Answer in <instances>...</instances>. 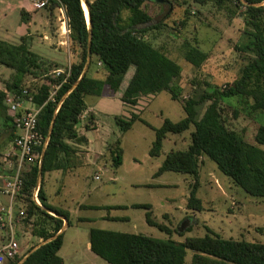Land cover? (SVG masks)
Instances as JSON below:
<instances>
[{"label":"trees","instance_id":"trees-1","mask_svg":"<svg viewBox=\"0 0 264 264\" xmlns=\"http://www.w3.org/2000/svg\"><path fill=\"white\" fill-rule=\"evenodd\" d=\"M60 1L65 5L69 19L71 50L78 54L76 62L70 68L64 66L69 76L66 73L60 77L54 76V79L48 78V74L61 65L32 51L28 37L22 38L21 44L0 40V64L15 71L12 80L4 83L5 90L16 94L25 88L29 91L34 104L41 107L38 131L44 140L49 138L42 180L39 182L40 160L33 165H26L21 174L22 189L16 211L17 218L19 211L25 210L23 221L32 225V236L42 242L58 235L63 229L65 222L62 217L70 226L69 213L48 203L45 176L53 172L66 174L85 166L89 142L81 133L80 124L81 116L88 110L86 97H101L107 91L109 95H119L124 104L136 107L141 98L157 95L162 91L168 92L172 100L180 102L184 92L179 85L181 66L146 39L152 30L164 26V22L153 24V16L145 10L147 0H86L91 29L82 0ZM166 1L167 4H159L173 7L177 2L178 6L186 7L184 19L180 22L183 27L192 17V5L204 6L208 3V0H184L181 5L179 0ZM214 3L219 8H244L242 13L251 27L245 31L244 42L238 47L241 53L250 56L240 77L224 89L208 90L199 98L186 99L183 106L186 117L179 122L165 119L160 128H154L137 114L126 119H115L123 134L138 121L153 128L155 140L149 152L151 157L161 155L163 142L169 134L182 135L194 128L190 146L167 155L154 176L173 172L193 177L195 183L191 187L188 209L198 211L202 210V202L197 197V182L202 158L205 156L214 161L220 171L248 195L264 198V126L257 128L254 142L247 143L235 130L228 128L221 109L222 102L237 98L248 105L254 115L264 113V0H214ZM57 6L58 3L51 0L47 8L53 18L58 15ZM24 15L22 12V22L27 23ZM89 52L92 56L88 71L92 66L100 65L108 72L105 79L92 78L87 71L80 80ZM207 59L208 55L197 47H190L185 54V60L197 68ZM131 68H134L132 77L125 82ZM27 77H46L48 79L45 82L49 84L44 82L39 87H26ZM55 85H60L56 100L50 101L49 96ZM5 97L6 93L0 91V118L4 120L9 139L13 142L15 127L4 104ZM196 106H201L203 110L198 118ZM53 122V130L50 132ZM84 123L83 129H94V114L90 113L88 121ZM114 144L117 150L112 148L113 145L110 146L109 154L98 158L99 162L110 155L113 166L123 163L119 150L120 140ZM43 150V147L38 148L40 155ZM37 186L42 207L33 200ZM133 207L151 209L150 205ZM86 208L97 210L101 207ZM17 220L15 219L16 224ZM147 222L170 237L173 233L184 236L192 230L190 227L186 232L173 231L168 226L155 222L151 212L147 214ZM63 236L64 232L41 246L23 264H65L59 255ZM89 243L91 252L108 264H186L188 251L193 252L192 264H264V244L225 239L210 229H207L205 237L188 238L184 242L161 241L140 234L91 229ZM25 256L20 254L9 264H19Z\"/></svg>","mask_w":264,"mask_h":264},{"label":"rangeland","instance_id":"rangeland-1","mask_svg":"<svg viewBox=\"0 0 264 264\" xmlns=\"http://www.w3.org/2000/svg\"><path fill=\"white\" fill-rule=\"evenodd\" d=\"M183 2L184 0H179L181 5ZM176 4L170 9V6L164 7L162 4L147 0L145 10L153 16L155 20L153 24L164 22V26L152 30L146 39L181 66L182 76L179 85L184 89L183 100L174 101L168 92L162 91L157 95L141 98L138 105L132 107L124 104L119 95H109L107 91L101 97H86L88 109L96 106L101 100L115 103L109 113L114 110L119 113L118 116L101 114L103 117L100 131L91 133L90 137L98 140V146L106 147L113 144L111 145L113 149L116 147L114 143L120 140L119 150L123 163L120 166H113L110 155L106 160H101L100 164L89 158L87 165L73 174L65 176L62 172H53L45 176L48 203L69 213L70 226L66 225L63 246L59 252L65 264H108L90 250L91 229L140 234L173 242L205 237L207 229H210L225 239L264 244V198L248 195L224 175L210 158L206 156L202 158L203 163L197 182V197L202 202L201 211L188 209L191 187L195 183L193 177L173 172H166L159 177L154 176L167 155L190 146L194 128L182 135L169 134L163 142L161 155L151 157L149 152L155 140V131L151 127L160 128L165 119L173 122L184 119L186 113L183 106L186 99L199 98L205 91L224 89L233 84L250 60V56L238 50L244 42L245 31L251 29L242 13L244 8L233 6L219 8L214 0H208L204 6H191L192 17L183 27L180 22L184 19L186 7L178 6L177 2ZM3 8L2 6L1 9ZM4 13H0V40L21 44L22 38L26 36L20 34L23 31L20 11L10 14L8 18H4ZM46 19V17L44 20L41 19V25L33 29L31 27L34 34L33 42L29 39L31 50L59 63L61 67L57 70H65L64 66L74 63L73 61L68 63L65 51L66 48L70 50L71 45L69 48L62 46L65 49L63 51H55L50 42L41 39L42 34H51L49 28H45L48 20ZM58 36L61 34L58 33ZM49 38L52 42V36ZM190 47H197L208 55V59L200 68L185 60V54ZM55 71L48 74V78L57 77ZM133 72L134 68H131L125 82L132 77ZM14 74L13 69L0 64V84L4 85L5 82L11 81ZM107 74L108 72L100 65L92 66L89 72L90 77L98 79H105ZM48 78L27 77L25 85L39 87ZM53 91L55 89L51 90ZM121 102L125 107H122ZM109 105L111 106V103ZM25 107L31 105L26 103ZM221 109L228 128L235 130L247 143H253L257 128L264 126V113L254 115L250 112L249 106L237 98L222 102ZM201 111L202 107L196 106V118L200 116ZM132 114L140 116L151 127L138 121L127 133H121L116 117L126 119ZM89 115L84 113L81 116L80 129H83ZM0 128L2 131L0 138L7 136L10 143L12 140L9 139L4 120L1 118ZM104 151L106 155L109 154L108 149V152ZM96 176H99V179H96ZM2 185L3 178H0V205L7 207L9 200L1 193ZM84 204H96L101 208L88 211L84 209L86 207ZM134 205H150L151 209L135 208ZM16 207L17 205L14 208ZM148 212H151L155 222L164 224L173 231H179L185 223L186 230L190 227L192 230L184 236L173 233L170 237L149 225ZM81 218L86 220L79 221ZM16 219L18 220L14 230L21 254L25 256L42 241L32 236V225L26 224L18 215ZM6 233L0 226V244ZM192 257L193 252L188 251L186 264H192Z\"/></svg>","mask_w":264,"mask_h":264},{"label":"built area","instance_id":"built-area-1","mask_svg":"<svg viewBox=\"0 0 264 264\" xmlns=\"http://www.w3.org/2000/svg\"><path fill=\"white\" fill-rule=\"evenodd\" d=\"M34 9H47L51 0H29ZM58 3V21L60 23L62 35L69 40L71 30L65 5L60 0H54ZM70 68V67H69ZM66 70H56L57 77L65 75ZM68 74V73H67ZM69 76V74H68ZM60 85L55 87V91L50 93L49 100L55 101L57 90ZM6 97L4 104L8 115L12 118L14 124L15 139L12 142L10 153L6 156V163L9 165V174L3 178L2 193L8 198L7 207L0 205V226L6 230V237L0 244V264H9L12 260L21 254L20 246L17 241V235L14 230L16 211L18 206V196L22 189L21 174L26 165H33L41 159L38 148H45L47 140L38 131V119L41 107L34 104L33 97L25 88L21 93L16 94L5 91ZM31 107H25V104ZM99 179V176H96ZM39 187L34 191L33 200L39 206L41 203L38 198ZM20 218L26 216L25 210H20Z\"/></svg>","mask_w":264,"mask_h":264},{"label":"crops","instance_id":"crops-1","mask_svg":"<svg viewBox=\"0 0 264 264\" xmlns=\"http://www.w3.org/2000/svg\"><path fill=\"white\" fill-rule=\"evenodd\" d=\"M2 6L4 7L3 9H1ZM3 10L6 11L8 14L4 13ZM17 11H20V13L24 12L25 13L24 18L26 20H28L27 23H23L22 22V18H21V23L23 25L22 26V30L23 31L20 34H22L23 36H26V38L28 37L30 39V42H31V39H32V42L34 40V34L31 32V27L33 29L36 26L41 25V19L44 20L45 17H46L48 20L46 19L47 20L46 21L47 22V26L45 25V28L48 27L49 31L51 32V34L50 35L42 34L41 39L43 41H45V42L46 41L50 42L52 48L55 51H63V50H65L62 46H66V47L68 46V48H69V45H71V42L69 40H67V38L65 36L62 35L60 23L58 21V15H57V17L53 18V17H51L50 11L48 9L34 10L32 4L30 3L29 0H0V13H4L5 14L4 18H8V16H10V14H12L14 12H17ZM39 15H41L42 18ZM58 33H60L61 36H58ZM50 36H52V38H51V39H53L52 42L49 41L50 40V38H49ZM54 39H58V41L56 40V42H55ZM65 51H66V53L68 55V60H69L68 63H70V61L76 62L78 54L76 52L72 51L71 49L69 50L67 48H66ZM72 59H74V60H72ZM51 60H53V59H51ZM53 61H55V60H53ZM68 65L70 66L71 63L68 64ZM0 91H3V92L6 91L5 90V85L0 84ZM109 103H111V106L109 105ZM114 104H115L114 102H111V101H108V100H101L96 106L88 109L85 112V114H87V113L94 114L95 125H96L94 129H90V130L81 129V133L83 135H85V137L88 139V142H89V145H88V147L86 149V151H87L86 165H87V163L89 161V158L90 159L93 158L94 161L97 162V164H100L99 161H97L98 158L104 156L106 154V152L104 150L107 151V149L111 145H113V144H108L106 147H104L103 145H99L98 146L97 145L98 144V142H97L98 140L97 139L93 140L90 137V134L91 133H98L100 131V125H101L102 117H103V116H101V114H104V113H105V115H111V114L114 115L115 114L114 116H118L119 113H116V111H114V110H113V112L109 113L110 112L109 110H111V108L114 107ZM123 106L124 105L122 103V107ZM4 127H5V125H4ZM5 129H6V127H5ZM1 134H2V131H1V128H0V136H1ZM7 138H8L7 136H3L2 138H0V155L2 157V163H0V178H4L5 176H7L9 174V165L6 163V156L11 151L12 141L11 142L9 141L10 143H8ZM78 169H76V170H78ZM76 170H74L72 172H69V173H66V174L67 175L68 174H73L74 172H76ZM62 175H65V173H62ZM1 193H2V189H1ZM2 195H3V193H2ZM84 205H86V207H90V206L99 207V205H96V204H88V205L84 204ZM86 207L84 208L85 210H88V211L91 210V209H88ZM89 247H90V244H89Z\"/></svg>","mask_w":264,"mask_h":264},{"label":"water","instance_id":"water-1","mask_svg":"<svg viewBox=\"0 0 264 264\" xmlns=\"http://www.w3.org/2000/svg\"><path fill=\"white\" fill-rule=\"evenodd\" d=\"M154 1H156V2H158V3H162V4H164V3L167 4V3H168L166 0H154ZM82 2H83V7L86 6V7L88 8V17L86 16V18H87V22H88L89 28L91 29V19H90V13H89V6H88L86 0H82ZM169 6H170V9H171V5H169ZM91 37H92V34L90 33V40H91ZM91 56H92V55H91V52H89V54H88V61H87V64H86V66H85V69H84V71H83V74H82L80 80L86 75V73H87V71H88V69H89V65H90V62H91ZM80 80H79V81H80ZM78 83H79V82H78ZM53 126H54V122L52 123V126H51V130H50V132H52V130H53ZM48 142H49V138L47 139V144H46V146H45V148H44V150H43L44 152H43V154L41 155V159H40V165H39V169H40L39 182H41V180H42V168H43V162H44V157H45V149H46V147H47V145H48ZM43 209L46 210L47 212H49L50 214L55 215V213H53L52 211H50V210H48V209H46V208H43ZM62 219L64 220L65 225H64L63 229L59 232L58 235H60L61 233H63V231L65 230L66 225H67V220H66L65 218H63V217H62ZM186 226H187V223L183 224V225L181 226V228L179 229V232H183L184 230H186ZM58 235L54 236L53 238H51V239H49V240H47V241H45V242L40 243V244H39L38 246H36L31 252H29V253L23 258V260H22L19 264H23V263L27 260V258H28L33 252H35L37 249H39V248H40L41 246H43L44 244H46V243H48V242L54 240Z\"/></svg>","mask_w":264,"mask_h":264},{"label":"bare ground","instance_id":"bare-ground-1","mask_svg":"<svg viewBox=\"0 0 264 264\" xmlns=\"http://www.w3.org/2000/svg\"><path fill=\"white\" fill-rule=\"evenodd\" d=\"M84 10H85L86 16L88 17V9L86 6H84Z\"/></svg>","mask_w":264,"mask_h":264}]
</instances>
